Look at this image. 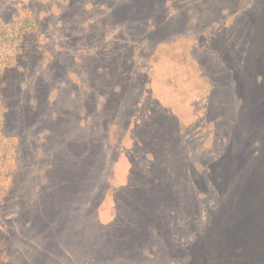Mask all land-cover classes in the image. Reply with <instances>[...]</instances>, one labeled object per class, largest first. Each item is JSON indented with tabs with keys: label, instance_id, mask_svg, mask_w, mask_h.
I'll return each instance as SVG.
<instances>
[{
	"label": "rangeland",
	"instance_id": "rangeland-1",
	"mask_svg": "<svg viewBox=\"0 0 264 264\" xmlns=\"http://www.w3.org/2000/svg\"><path fill=\"white\" fill-rule=\"evenodd\" d=\"M44 1L0 0V264H110L106 229L75 244L68 227L110 222L120 193L103 178L67 196L51 138L73 107L156 156L175 247L194 242L196 264H264V0H77L70 15L84 3L101 31L74 54L42 49L59 30L18 21Z\"/></svg>",
	"mask_w": 264,
	"mask_h": 264
},
{
	"label": "crops",
	"instance_id": "crops-1",
	"mask_svg": "<svg viewBox=\"0 0 264 264\" xmlns=\"http://www.w3.org/2000/svg\"><path fill=\"white\" fill-rule=\"evenodd\" d=\"M86 2L89 10L91 0ZM98 5L102 11L108 12L110 0H98ZM42 6L50 9L29 13L18 19L21 25L34 28L36 32L39 24L46 25V29L50 32L59 30L63 41L59 43L43 35L42 49L51 45L63 53H73V50L81 53L86 50L85 46L88 43H92L94 34H99L101 31H93L96 28L95 25L90 27L91 18H89V11H85L84 3L80 10L70 15V11L78 6L77 0H46ZM102 20L103 15L99 16V22ZM25 29L26 27L23 31ZM92 37L93 40H90ZM96 50L100 52L99 48ZM104 62L105 59L99 60L100 70L96 74L89 73V77L103 79L105 75L99 72ZM54 64H64V62L59 59L54 61ZM104 66H108L104 68L107 73L110 70V64H104ZM73 77L76 79V76ZM78 81L72 80L77 83ZM87 83L89 82H79L81 85ZM81 85L78 88H81ZM78 88L77 90H81ZM80 93H71L70 96L73 95L84 102L83 95ZM91 94L93 98L99 95L95 90ZM68 109L70 111L71 108ZM66 115L73 123L56 126L51 140L58 148V179L61 185L64 184L66 187V192L73 191L67 196L76 197L77 194L81 196V192L88 188V182L91 188H95L96 181L103 178L109 185L112 182L120 187L119 200L110 199L112 207L110 222L81 221L74 224L68 222L70 223L68 227H74L79 232V234L76 233L74 243L85 244L84 239L91 234L90 229L97 225L106 229L105 235L110 236V240L106 242L107 244L105 243L106 248H102V253L110 257V264H179L180 262V264H196L194 242L190 244V250L187 248L188 245L186 250L175 247L178 242L171 243L172 239L169 240V237L173 238L171 226L163 219L159 221L160 215L163 218L164 210L163 178L155 175L157 168L155 170L153 165L157 166V158L151 151H147L146 143L135 140L136 132L132 140L128 130L123 131L103 123H79L73 120V117L78 115L77 107L72 108V114ZM148 174L153 177H149ZM107 202L106 200L104 206H108ZM127 239L130 242L127 243ZM135 245H137L136 248H133ZM90 257L94 258V255L90 253ZM90 257L86 256L85 259L92 261L93 258ZM78 259L81 261L84 257H78Z\"/></svg>",
	"mask_w": 264,
	"mask_h": 264
}]
</instances>
